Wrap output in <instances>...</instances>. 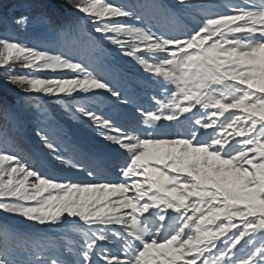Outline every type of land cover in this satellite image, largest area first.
<instances>
[{"label":"snow or ice","instance_id":"snow-or-ice-1","mask_svg":"<svg viewBox=\"0 0 264 264\" xmlns=\"http://www.w3.org/2000/svg\"><path fill=\"white\" fill-rule=\"evenodd\" d=\"M68 2L73 29L32 43L6 34L27 16L0 14V71L112 151L83 157L39 127L74 180L0 127V264H264V0Z\"/></svg>","mask_w":264,"mask_h":264},{"label":"trees","instance_id":"trees-1","mask_svg":"<svg viewBox=\"0 0 264 264\" xmlns=\"http://www.w3.org/2000/svg\"><path fill=\"white\" fill-rule=\"evenodd\" d=\"M169 1L171 0H164L169 6L176 3V0ZM67 12H75L68 0H0V14L9 19L20 15L29 18L27 26L17 28L9 24L6 34L29 43L47 37L60 28L72 30L80 15L77 12L76 15ZM88 29L91 30V25H88ZM3 31L0 29V32ZM106 48L111 54L109 57L111 62L118 64L123 69L129 67L126 58L122 57L117 49L107 44ZM129 68L136 77L139 66L131 64ZM16 71L19 72L20 69L17 68ZM141 75V78L139 77L137 80H145V74ZM129 111L130 109H126L125 113ZM6 122L14 125L15 135L20 143L32 152L39 154L44 166L61 177L74 180L88 179L85 172L60 165L52 159L51 154L36 135L39 127L54 129L65 148L69 150L75 148L83 157L95 154L99 158L102 156V152L112 151L106 147V142L100 140L91 128L84 126L81 121L75 119L71 113L66 111L64 105L58 103L54 97L47 95L26 97L16 86L9 84L4 73L0 71V127ZM107 174L115 175L111 171ZM15 224L21 231L36 236L53 237L61 235L59 232H51L42 227H36L22 218H16ZM66 234L69 239L78 238L75 231L69 230Z\"/></svg>","mask_w":264,"mask_h":264},{"label":"rangeland","instance_id":"rangeland-1","mask_svg":"<svg viewBox=\"0 0 264 264\" xmlns=\"http://www.w3.org/2000/svg\"><path fill=\"white\" fill-rule=\"evenodd\" d=\"M172 1V0H171ZM171 1H169V2H171ZM67 13H69V14H75L76 15V11L75 12H67ZM78 15H80V14H78ZM124 58H126V63L128 64V66L130 67V65L131 64H135V62L133 61V60H131L130 58H127V57H124ZM129 67H126V68H124L125 70H129L130 68ZM144 72H143V70L139 67L138 69H137V75H136V79L137 78H141V74H143ZM145 74V73H144ZM54 75V74H53ZM144 79H148V77H147V75L145 74V76H144ZM140 81H143V80H140ZM150 95H151V93H150ZM64 166V165H63ZM36 227H38V226H36Z\"/></svg>","mask_w":264,"mask_h":264}]
</instances>
